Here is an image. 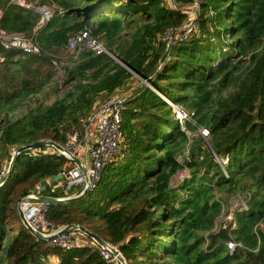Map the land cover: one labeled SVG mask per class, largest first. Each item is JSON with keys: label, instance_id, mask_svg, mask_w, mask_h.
I'll use <instances>...</instances> for the list:
<instances>
[{"label": "trees", "instance_id": "1", "mask_svg": "<svg viewBox=\"0 0 264 264\" xmlns=\"http://www.w3.org/2000/svg\"><path fill=\"white\" fill-rule=\"evenodd\" d=\"M27 1L50 3L54 14L37 31L42 55L0 44V176L14 150L42 139L66 145L96 103L118 93L127 98L119 152L94 190L49 205L48 219L85 226L127 264H264V0H198V29L186 37L196 0ZM39 20L0 0L4 30L30 35ZM84 30L111 55L71 49ZM129 80L137 86L119 93ZM68 166L48 145L17 154L0 185V264H53L51 255L56 264H108L99 250L37 239L20 217V198ZM42 194L73 189L60 179ZM230 195L235 226L219 223Z\"/></svg>", "mask_w": 264, "mask_h": 264}, {"label": "built area", "instance_id": "2", "mask_svg": "<svg viewBox=\"0 0 264 264\" xmlns=\"http://www.w3.org/2000/svg\"><path fill=\"white\" fill-rule=\"evenodd\" d=\"M11 2L33 10L40 15V20L34 32L30 35L24 32H8L0 26V44L5 49L22 50L29 54L42 55L45 50L37 40V31L52 18L54 7L50 3H32L27 0H11ZM193 28L191 22H187L183 26L185 33H191ZM70 48H78L79 51L91 49L99 54L107 53L111 55L101 42L91 36L88 30L80 32L77 37L71 39ZM53 62L60 69H63V62H58L57 60ZM126 99L124 95L115 94L103 101H98L91 112L82 120L80 128L71 134L67 144L62 145L63 149L48 145L50 151H55L65 156L69 161L68 168L62 173L64 174L63 179L66 183V189H73V194L70 196L80 195L85 190L88 192L94 190L101 178L104 166L119 152L122 142L120 124ZM179 115L185 117L186 113L181 112ZM201 134L207 137L208 130L203 128ZM75 157L79 159L80 164L75 161ZM31 197H35L32 192L20 198L19 204L24 211L25 218L34 229L42 232L45 236H52L66 226L56 227L47 217L49 205L43 202H31L29 200ZM241 203L247 208L243 200ZM237 204L239 203L237 202ZM229 219H232L229 222L233 221L235 226L234 216H229ZM46 242L63 250L73 248L99 250L108 264H122L120 257H124L116 244L107 241V245H99L94 239L88 237L80 230L57 235ZM229 247L234 250L236 244L230 241Z\"/></svg>", "mask_w": 264, "mask_h": 264}, {"label": "water", "instance_id": "3", "mask_svg": "<svg viewBox=\"0 0 264 264\" xmlns=\"http://www.w3.org/2000/svg\"><path fill=\"white\" fill-rule=\"evenodd\" d=\"M114 59L117 60L120 64H122L123 66H125L124 63H122L117 57H115L113 55ZM148 86L149 84L146 83ZM159 94V93H158ZM160 96L169 104H171V106L173 108L178 109V111L183 112L177 105H175L172 101L167 100V98L165 96H163L162 94H160ZM46 145H54L56 148L58 149H63V146L61 144H58L57 142L53 141V140H38L36 142L27 144V145H23L20 146L19 148H17L16 150H14L13 152V157L11 159V162L9 164V167L7 169L6 174L0 179V185L7 179L8 175L10 174V171L12 169L13 166V162L15 157L17 156V154H19L22 151H26V150H30V149H34L37 147H42V146H46ZM75 161L80 164L79 159H77L76 157L74 158ZM64 178V174L62 172H60L58 175L53 176L51 178H48L46 180L41 181L38 186L34 189H32V193L35 194V197H31L29 198V200L31 202H43V203H47L48 205L51 204H59V203H67V202H71V201H75L78 200L80 198H82L83 196H85L88 191L85 190L83 193H81L80 195H74V196H66V197H54V196H48L45 194H42V191L52 182L63 179ZM18 209H19V213H20V217L24 223V225L27 227V229L35 236L37 237V239L42 240V241H47L50 240L54 237H56L57 235H62L65 233H69L71 231H75V230H80L81 232L85 233L88 237L94 239L99 245L105 246L107 245V241L105 239H103L101 236H99L97 233L91 231L90 229L86 228L85 226L81 225V224H68L65 227H63L62 229L59 230L58 233L52 235V236H45L42 232L34 229L30 223L27 221V219L24 216V211L21 208L20 204H18ZM122 264H127L126 258L125 257H120Z\"/></svg>", "mask_w": 264, "mask_h": 264}, {"label": "rangeland", "instance_id": "4", "mask_svg": "<svg viewBox=\"0 0 264 264\" xmlns=\"http://www.w3.org/2000/svg\"><path fill=\"white\" fill-rule=\"evenodd\" d=\"M176 5V4H175ZM187 10H190V14H192V17L191 19L189 20V22H191V24L193 25V30L192 32H194L195 30L198 29L197 27V19H198V16H199V2L198 0H196L193 4V7L192 8H187ZM191 32V33H192ZM191 33H185L184 34V37H186L188 34H191ZM176 40V39H175ZM61 72H65L64 69H61ZM41 73L45 74L44 71H41ZM37 75V73H34V72H30V76H28V78H31L32 81L36 82V79L35 76ZM62 81V80H61ZM62 83V82H61ZM137 82L134 81V80H129L128 83H127V86L121 88L118 92L119 93H124L126 92L127 90H129L130 88L132 87H135L137 86ZM118 94V93H117ZM43 96H40L38 97V99H42ZM179 107V106H178ZM28 107L26 106V104H24V107L22 108V110H26ZM180 108V107H179ZM175 109V111L177 112V117L178 116H181L183 118L182 115H179L181 112L178 111V109L176 108H173ZM181 109V108H180ZM182 110V109H181ZM183 111V110H182ZM183 114V113H182ZM181 117H179L181 119ZM222 165V164H221ZM189 175V171H187V169H185L184 172H180L179 174H177L173 180H172V183H171V186H176L178 183H180L181 181H183L184 178H186L187 176ZM236 200V197H234L233 195H230V197H228V199L225 201V205H224V215L222 214V216L220 217L219 219V223L221 222L222 224L224 222H228L232 219H229V216H234V213H233V209L232 207L230 206H233V205H236L237 204V201ZM226 211V212H225ZM219 228V227H218ZM262 228L264 229V224L262 225ZM55 259V256L54 255H51L50 256V262L53 263V260Z\"/></svg>", "mask_w": 264, "mask_h": 264}, {"label": "crops", "instance_id": "5", "mask_svg": "<svg viewBox=\"0 0 264 264\" xmlns=\"http://www.w3.org/2000/svg\"><path fill=\"white\" fill-rule=\"evenodd\" d=\"M58 261H59V257L55 256V259L53 260V264L58 263Z\"/></svg>", "mask_w": 264, "mask_h": 264}, {"label": "bare ground", "instance_id": "6", "mask_svg": "<svg viewBox=\"0 0 264 264\" xmlns=\"http://www.w3.org/2000/svg\"><path fill=\"white\" fill-rule=\"evenodd\" d=\"M167 100H169V99L167 98Z\"/></svg>", "mask_w": 264, "mask_h": 264}]
</instances>
